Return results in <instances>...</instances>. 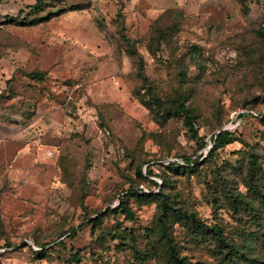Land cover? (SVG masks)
Here are the masks:
<instances>
[{
    "label": "rangeland",
    "instance_id": "1",
    "mask_svg": "<svg viewBox=\"0 0 264 264\" xmlns=\"http://www.w3.org/2000/svg\"><path fill=\"white\" fill-rule=\"evenodd\" d=\"M37 1L0 0V264H264V0Z\"/></svg>",
    "mask_w": 264,
    "mask_h": 264
},
{
    "label": "trees",
    "instance_id": "2",
    "mask_svg": "<svg viewBox=\"0 0 264 264\" xmlns=\"http://www.w3.org/2000/svg\"><path fill=\"white\" fill-rule=\"evenodd\" d=\"M45 4L44 0H38L37 3L32 7L36 10L40 9L41 6ZM32 76H40V74H36V73H33ZM178 110L181 114L184 115V122H185V126L186 128L189 130V132L191 133V135L194 137V138H198V132L196 131L195 129V125H194V122H193V117H192V113L191 111L187 108V106L182 103V104H179L178 105ZM234 136H233V133L230 132V131H223V130H220V132L218 134L215 135V138H214V146H213V150L212 151H216L218 149H222V148H225L226 146L232 144L234 142ZM188 161H190L188 159ZM140 176H143V172L141 171L140 173ZM148 174L149 176H151L153 174L152 171H148ZM156 186H159L157 183H155ZM121 207L124 208L125 207V204H124V201L122 200L121 201ZM166 210L169 209V207H165ZM193 218V221L195 222V224L203 231L205 232H210V231H213V232H216V230H218L217 227H208L206 226L205 224H202V223H199L197 221V218L196 217H192ZM234 250H232L233 252ZM233 254H238L237 251H235V253ZM174 260V263L175 264H191L189 262H187L185 259H179L177 257H174L173 258ZM75 262H78V258L73 255L71 260L68 262V264H73Z\"/></svg>",
    "mask_w": 264,
    "mask_h": 264
},
{
    "label": "water",
    "instance_id": "3",
    "mask_svg": "<svg viewBox=\"0 0 264 264\" xmlns=\"http://www.w3.org/2000/svg\"><path fill=\"white\" fill-rule=\"evenodd\" d=\"M223 131H227V130H223Z\"/></svg>",
    "mask_w": 264,
    "mask_h": 264
}]
</instances>
